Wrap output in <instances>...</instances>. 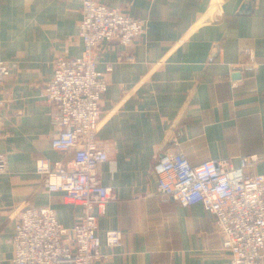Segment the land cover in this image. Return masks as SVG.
Masks as SVG:
<instances>
[{"label":"crops","instance_id":"crops-1","mask_svg":"<svg viewBox=\"0 0 264 264\" xmlns=\"http://www.w3.org/2000/svg\"><path fill=\"white\" fill-rule=\"evenodd\" d=\"M147 22L130 47L99 48V69L113 66L101 102L99 138L109 160L98 170L113 198L99 219L122 246L98 264H228L212 214L159 196L154 172L167 149L194 165L264 156V0H102ZM83 0H0V60L19 68L0 87V264H12L19 214L51 207L71 228L81 208L49 192L36 173L57 133L42 92L59 56L82 54ZM132 56L133 61L126 57ZM253 171L264 173V162Z\"/></svg>","mask_w":264,"mask_h":264},{"label":"built area","instance_id":"built-area-1","mask_svg":"<svg viewBox=\"0 0 264 264\" xmlns=\"http://www.w3.org/2000/svg\"><path fill=\"white\" fill-rule=\"evenodd\" d=\"M80 38L82 54L59 56L53 77L42 95L49 106L57 133L54 150L67 160L40 158L35 171L49 192L61 193L67 203L81 208L76 222L65 228L51 207L29 206L20 214L14 235L12 264H98L122 246V232L108 230L103 252L99 219L113 198L102 184L99 168L109 160V143L99 138L101 102L108 90L109 64L99 69L102 44L117 42L130 47L147 31V22L135 19L102 0H83ZM133 61L132 56L126 57ZM19 68L18 62L0 60V87ZM264 156H242L234 167L229 159L192 164L180 151L167 149L154 165L159 196L189 208L202 205L212 214L222 236V248L230 253L228 264H264V173L253 171ZM6 164L0 159V172Z\"/></svg>","mask_w":264,"mask_h":264}]
</instances>
